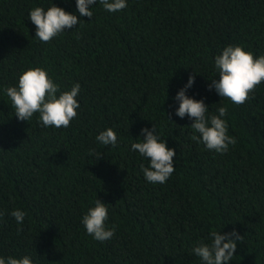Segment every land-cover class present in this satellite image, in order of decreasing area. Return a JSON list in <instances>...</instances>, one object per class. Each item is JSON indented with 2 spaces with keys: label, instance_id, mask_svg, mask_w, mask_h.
<instances>
[{
  "label": "trees",
  "instance_id": "obj_1",
  "mask_svg": "<svg viewBox=\"0 0 264 264\" xmlns=\"http://www.w3.org/2000/svg\"><path fill=\"white\" fill-rule=\"evenodd\" d=\"M77 15L80 23L50 42L36 38L35 7ZM110 13L76 0H0V258L33 264H202L192 249L212 231L242 239L229 264H264V81L236 105L209 91L215 57L229 45L264 55V0H127ZM39 67L80 107L69 127H44L39 113L20 121L5 89ZM203 100L208 115L226 106L236 144L220 154L191 139L194 122L175 115L174 98ZM59 95V93L57 94ZM174 149L175 171L149 183L131 149L152 130ZM112 128L115 147L96 140ZM156 134V133H154ZM199 135V134H196ZM102 153L100 159L89 153ZM99 199L108 207L104 242L82 217ZM26 213L17 224L11 212ZM18 228L22 229L18 231Z\"/></svg>",
  "mask_w": 264,
  "mask_h": 264
},
{
  "label": "clouds",
  "instance_id": "obj_2",
  "mask_svg": "<svg viewBox=\"0 0 264 264\" xmlns=\"http://www.w3.org/2000/svg\"><path fill=\"white\" fill-rule=\"evenodd\" d=\"M103 8L116 13L124 10L127 0H98ZM97 0H76V8L81 17L93 16L90 5H95ZM29 19L36 27L35 36L42 42H50L58 34L72 29L80 23L77 15L70 14L64 9L51 6L47 10L35 7L29 12ZM215 69L218 79H213L209 91L213 88L216 93L233 104L242 105L250 97L249 94L264 81V55L255 58L251 52L245 51L241 46L229 45L220 55L215 57ZM195 81V76H190L187 84L174 98L179 102L175 115L183 119L186 115L194 122L191 128L194 133L192 140L203 143L207 150L223 154L228 151L229 145H235V138L228 135V125L223 117L227 114V107L217 109L218 114L208 115V107L203 100L196 101L186 95ZM7 96L15 109V116L20 121H28L39 113V120L44 127L67 128L77 116L80 107L76 97L80 92V84L76 83L69 91H60V88L49 77L45 70L35 67L23 71L18 78V85L5 89ZM59 93V95H57ZM156 133V134H154ZM199 134V135H196ZM143 139L131 144V149L149 160L148 166L141 165V172L149 183L164 184L175 171L173 157L174 149H169L157 134L156 126L152 130L141 129ZM96 140L102 145H117V135L112 128H108L97 135ZM90 155H95L97 160L102 153L92 150ZM26 213L14 210L11 216L17 224H22ZM3 213H0V217ZM108 220V207L99 199L94 201V206L89 208L82 217V224L87 234L95 240L104 242L111 239L116 230L106 226ZM22 229L18 228V231ZM242 237L234 230L223 235L212 231L209 234V243L200 242L192 251L200 258L202 264H229L237 249V242ZM0 264H33L28 256L13 258L9 256L0 258Z\"/></svg>",
  "mask_w": 264,
  "mask_h": 264
}]
</instances>
